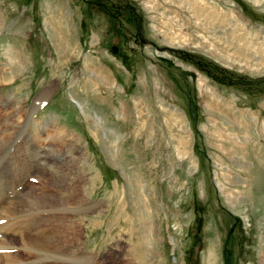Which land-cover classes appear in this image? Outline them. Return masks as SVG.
I'll list each match as a JSON object with an SVG mask.
<instances>
[{
    "label": "rangeland",
    "instance_id": "obj_1",
    "mask_svg": "<svg viewBox=\"0 0 264 264\" xmlns=\"http://www.w3.org/2000/svg\"><path fill=\"white\" fill-rule=\"evenodd\" d=\"M0 67V97L83 147L92 212L52 224L70 252L264 264V0H0Z\"/></svg>",
    "mask_w": 264,
    "mask_h": 264
},
{
    "label": "bare ground",
    "instance_id": "obj_2",
    "mask_svg": "<svg viewBox=\"0 0 264 264\" xmlns=\"http://www.w3.org/2000/svg\"><path fill=\"white\" fill-rule=\"evenodd\" d=\"M13 47L8 48V59L19 62L18 52ZM3 68L0 67V71ZM48 93L47 86L41 98ZM39 97L33 102L31 111L37 108L41 101ZM75 102L84 110L81 103ZM9 105L13 106L14 112L11 113ZM24 106L16 98L0 97V264H88L81 249L68 250L69 241L61 235L62 230L58 231L57 225L53 226V223L61 225L64 219L77 216L80 224L76 231L79 232L85 217L92 212L91 207L85 208L84 197L88 194H84L81 186L85 167L82 145H50V136L41 129L40 119H32L33 112L23 115ZM59 127L61 135L64 134V127ZM77 139L79 143V138L74 141ZM15 141L16 144L7 149L5 145ZM54 155L65 159L56 177L54 173L50 174V161ZM32 177H36L38 183L33 182ZM50 204L55 207L52 212ZM60 204L65 210H61Z\"/></svg>",
    "mask_w": 264,
    "mask_h": 264
},
{
    "label": "water",
    "instance_id": "obj_3",
    "mask_svg": "<svg viewBox=\"0 0 264 264\" xmlns=\"http://www.w3.org/2000/svg\"><path fill=\"white\" fill-rule=\"evenodd\" d=\"M113 52H116V48L115 47H113Z\"/></svg>",
    "mask_w": 264,
    "mask_h": 264
}]
</instances>
